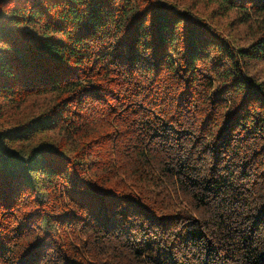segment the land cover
<instances>
[{
	"label": "trees",
	"instance_id": "16d2710c",
	"mask_svg": "<svg viewBox=\"0 0 264 264\" xmlns=\"http://www.w3.org/2000/svg\"><path fill=\"white\" fill-rule=\"evenodd\" d=\"M0 264H264V0H0Z\"/></svg>",
	"mask_w": 264,
	"mask_h": 264
},
{
	"label": "rangeland",
	"instance_id": "374dc122",
	"mask_svg": "<svg viewBox=\"0 0 264 264\" xmlns=\"http://www.w3.org/2000/svg\"><path fill=\"white\" fill-rule=\"evenodd\" d=\"M225 20H228V19H224V20H222V22H223V25H226L228 22L227 21H225Z\"/></svg>",
	"mask_w": 264,
	"mask_h": 264
}]
</instances>
